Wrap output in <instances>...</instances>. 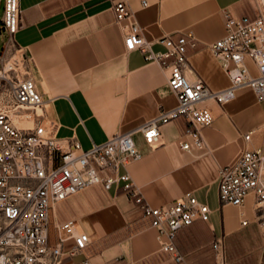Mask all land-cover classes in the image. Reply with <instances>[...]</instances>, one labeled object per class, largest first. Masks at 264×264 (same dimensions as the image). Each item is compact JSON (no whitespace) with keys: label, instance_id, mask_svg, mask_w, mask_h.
<instances>
[{"label":"crops","instance_id":"1","mask_svg":"<svg viewBox=\"0 0 264 264\" xmlns=\"http://www.w3.org/2000/svg\"><path fill=\"white\" fill-rule=\"evenodd\" d=\"M256 2L129 0L132 14L117 23L109 0H20L21 27L13 38L30 60L37 90L50 99L48 119L57 125L63 147L74 135L86 150L176 104L167 70L146 60L141 51L125 49L124 26L136 24L155 52L165 51L160 38L190 32L196 43L187 47V76L220 89L229 78L207 44L224 34V10L253 18ZM245 61L253 66L250 59ZM205 105L213 120L200 128L201 147L194 145L187 119L178 116L162 126L157 144L148 145L134 132L141 156L126 166L150 205H164L190 191L211 209L208 221L195 220L177 232L174 242L184 261L177 263L159 249L151 217L142 214L121 181L109 189L92 185L51 210L50 242L56 240L53 224L70 219L90 238L82 252L65 255L62 264H215L211 242L219 236L225 239L228 264H264L257 226L240 225L241 217L253 218V199L248 197L240 207L220 204L217 187L218 167L232 161L244 145L252 148L264 139V99L243 87L223 106ZM248 131L252 135L245 143ZM182 142L190 147L180 148Z\"/></svg>","mask_w":264,"mask_h":264},{"label":"built area","instance_id":"2","mask_svg":"<svg viewBox=\"0 0 264 264\" xmlns=\"http://www.w3.org/2000/svg\"><path fill=\"white\" fill-rule=\"evenodd\" d=\"M128 1L109 0L117 23L132 14ZM256 1L253 18L224 10V34L207 44L229 78V84L220 89L187 76V47L196 43L190 32L176 39L160 38L165 51L155 52L136 24L124 26L125 49L139 50L146 60L167 70V85L176 104L161 108L135 129L114 133L84 150L74 135L65 147L57 137V125L48 119L50 99H44L37 90L30 60L14 43V34L21 27L20 0H4L1 27L7 38L0 55V264H62L65 255L82 252L90 238L71 219L55 222L56 240L49 241L51 210L92 185L109 189L121 181L142 214L151 217L159 249L177 263L184 261L174 242L177 232L195 220L208 221L211 209L190 191L164 205L147 203L126 170L131 160L141 156L132 136L139 132L145 143L157 144L162 126L184 116L194 145L201 147L200 128L213 120L206 102L223 106L243 87H250L258 100L264 99V7ZM246 58L256 75L250 73ZM251 135L252 131L243 135L245 143ZM179 145L182 149L190 147L189 142ZM120 167L125 169L123 173ZM217 187L220 204L240 207L248 197L253 199V218L241 217L240 225L254 223L264 245V139L252 148L244 145L232 161L218 167ZM211 247L215 264H228L224 236L214 238ZM81 264L90 263L83 260Z\"/></svg>","mask_w":264,"mask_h":264},{"label":"rangeland","instance_id":"3","mask_svg":"<svg viewBox=\"0 0 264 264\" xmlns=\"http://www.w3.org/2000/svg\"><path fill=\"white\" fill-rule=\"evenodd\" d=\"M261 2V0H258ZM3 3H4V0H0V27H1V15H2V12H3ZM6 37H7V34L5 31H1L0 32V55L2 53V50H3V47H4V44L6 42ZM248 68H249V71L251 74L253 75H256V70L255 68L249 63V62H246Z\"/></svg>","mask_w":264,"mask_h":264},{"label":"water","instance_id":"4","mask_svg":"<svg viewBox=\"0 0 264 264\" xmlns=\"http://www.w3.org/2000/svg\"><path fill=\"white\" fill-rule=\"evenodd\" d=\"M261 2H262V5H263V7H264V0H261ZM1 31H4V28L3 27H0V32Z\"/></svg>","mask_w":264,"mask_h":264}]
</instances>
